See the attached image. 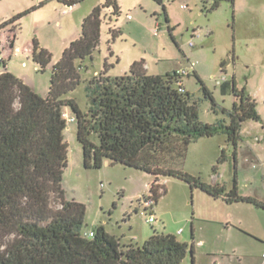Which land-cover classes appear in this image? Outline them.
<instances>
[{
	"label": "rangeland",
	"instance_id": "374dc122",
	"mask_svg": "<svg viewBox=\"0 0 264 264\" xmlns=\"http://www.w3.org/2000/svg\"><path fill=\"white\" fill-rule=\"evenodd\" d=\"M67 1L0 0V25L28 11L0 28V70L12 72L41 97L47 96L52 67L63 49L80 36L83 18L105 0H76L71 5ZM214 1L217 6L212 8ZM116 2L117 14H111L112 7L102 8L99 44L92 58L80 62L82 81L67 97L75 98L86 111L85 84L104 71V62L108 64L106 74L118 76L128 73L133 61L143 60L148 74L186 70L181 84L190 93L199 119L227 123L222 109L232 108V83L237 88L244 86L255 99L261 119L242 122L236 148L224 133L191 142L178 167L227 189L235 177L239 194L264 202V0H233V4L229 0H163L164 10L154 0ZM110 22L121 30L114 39L108 31ZM34 39L50 53L44 68L33 60ZM65 112L73 115L69 108ZM76 131V121L66 120L67 163L61 188L65 200L85 205L83 232L101 224L124 249L129 243L141 244L155 228L193 244V264H264L262 208L215 200L184 180L161 176L159 182L166 192L152 203L150 211L146 197L154 175L109 160L99 168L85 167ZM91 139L97 142L95 136ZM221 153L224 159L217 162ZM52 206L59 204L53 202ZM195 211L209 219L196 220ZM150 212L156 218L152 223L147 221ZM180 228L182 232L176 234ZM181 264H192L189 250Z\"/></svg>",
	"mask_w": 264,
	"mask_h": 264
},
{
	"label": "trees",
	"instance_id": "16d2710c",
	"mask_svg": "<svg viewBox=\"0 0 264 264\" xmlns=\"http://www.w3.org/2000/svg\"><path fill=\"white\" fill-rule=\"evenodd\" d=\"M154 1L164 10L163 0ZM75 2L67 1L69 5ZM216 6L214 1L212 8ZM104 7H112L111 14L119 13L116 0H105L83 18L80 36L63 49L52 67L46 97L12 72H0V264H181L188 250L194 263L193 244L180 241L173 233L153 228L141 244L129 243L122 249L101 224L91 230L93 236L82 231L85 205L65 200L61 188L67 163L65 108L75 117L84 166L99 168L109 160L153 174L146 197L152 203L166 192L159 177L173 176L213 198L247 202L264 210L263 201L237 192L235 177L227 189L178 167L191 142L224 133L236 148L242 122L261 119L255 99L244 86L237 88L232 83V108L222 109L227 123L202 122L190 93L179 89L183 85L175 70L148 74L143 60L133 61L129 72L118 76L106 74L108 64L104 62V71L85 84L86 111L75 98L67 97L82 81L80 62L92 58L99 44ZM27 12L3 22L0 28ZM108 31L112 39L121 34L111 22ZM31 52L44 68L50 53L38 47L35 39ZM204 91L217 112L212 96ZM223 159L221 153L217 162ZM53 202L59 207L54 208Z\"/></svg>",
	"mask_w": 264,
	"mask_h": 264
},
{
	"label": "built area",
	"instance_id": "2783aa9c",
	"mask_svg": "<svg viewBox=\"0 0 264 264\" xmlns=\"http://www.w3.org/2000/svg\"><path fill=\"white\" fill-rule=\"evenodd\" d=\"M181 7L185 8L184 5H181ZM128 18H129V19L131 18L130 14H128ZM152 32H153L154 35L157 34V31H156L155 28L152 29ZM197 35H198V34H197ZM189 45L192 46V45H193V42L190 41V42H189ZM192 67H193V65L191 64V68H192ZM175 74H176L178 77H182V76H184L185 74H187V71L184 70V69H176V70H175ZM182 87H183V86H182ZM182 87L179 88L181 91L184 90V87H183V88H182ZM63 116H64V118H65L66 120H68V121L75 120V117H74V116L69 117V116L67 115L66 112L63 114ZM146 205H147V208H146V209H149V210L151 211V210H152V209H151V208H152V201L146 199ZM147 221L150 222V223L156 221V218H155V216H154V214H153L152 212L149 213V216L147 217ZM181 231H182V229H178L177 232L180 233ZM87 235H88V236H93V232H92V231H89V232L87 233ZM262 256L264 257V253H263Z\"/></svg>",
	"mask_w": 264,
	"mask_h": 264
},
{
	"label": "crops",
	"instance_id": "0c3cea01",
	"mask_svg": "<svg viewBox=\"0 0 264 264\" xmlns=\"http://www.w3.org/2000/svg\"><path fill=\"white\" fill-rule=\"evenodd\" d=\"M11 47H12V45L10 46V48H11ZM146 70H147V68H146ZM175 70H176V69H175ZM2 71H3V70H0V72H2ZM212 198H213V197H212ZM213 199H215V200H218V199L223 200L222 198H213ZM223 201H224V200H223ZM224 202H225V201H224ZM226 203H227V202H226ZM232 203H233V202H232ZM193 214H194V213H193ZM195 216H196V218H197L196 220H203V219L206 220V219H209V218H204V217H202V216H197V212H196V211H195ZM192 218H193V217H192ZM193 219H194V218H193ZM193 219H192L191 222H190V223H191V233H192V235L194 234V233H193V226H192V225H193ZM203 221H204V220H203ZM180 229H181V228H180ZM177 231H178V230H177ZM181 232H182V231H181ZM181 232H180V233H181ZM180 233L176 232V234H180ZM176 237H177V236H176ZM193 237H194V236H193ZM200 241H201V240H199L198 243H199ZM193 249L195 250L194 245H193Z\"/></svg>",
	"mask_w": 264,
	"mask_h": 264
}]
</instances>
